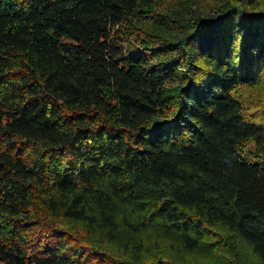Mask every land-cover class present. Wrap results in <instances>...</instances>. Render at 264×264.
Here are the masks:
<instances>
[{
  "label": "trees",
  "instance_id": "obj_1",
  "mask_svg": "<svg viewBox=\"0 0 264 264\" xmlns=\"http://www.w3.org/2000/svg\"><path fill=\"white\" fill-rule=\"evenodd\" d=\"M192 2L0 0V264H84L62 219L111 241L158 224L187 250L221 228L264 264V162L241 150L264 142L242 97L264 0Z\"/></svg>",
  "mask_w": 264,
  "mask_h": 264
},
{
  "label": "rangeland",
  "instance_id": "obj_2",
  "mask_svg": "<svg viewBox=\"0 0 264 264\" xmlns=\"http://www.w3.org/2000/svg\"><path fill=\"white\" fill-rule=\"evenodd\" d=\"M193 1L188 3L191 5L189 10L197 9L208 12L212 11L213 5L219 0ZM165 5L166 2L162 3L160 7ZM129 37L131 40L125 43L127 49L133 47V43L138 44V41L133 39L132 33L129 34ZM242 93L247 113L264 125V74L261 76V81L257 87L243 89ZM241 150L246 156L264 162V142H258L255 139L247 140L242 144ZM61 222L64 228L78 233L79 242L68 238L66 243L74 245L73 248L80 247L82 249L80 259L84 264H112L115 260L111 256L123 259L122 255L134 256L142 264H151L152 262L154 264H219L220 262L252 264L255 261L250 256L251 251L247 244H240L241 241L232 234L225 233V231L221 232L223 231L221 228L210 230L197 249L187 250L176 233L166 230L158 224H152L138 233L122 229L115 232L117 241H111L110 236L102 234L100 230L92 234L90 231L82 229L83 224L79 222L63 219ZM86 243L91 247L95 246L96 249H98L97 246L101 247L102 245L107 251H111L109 252L111 256L103 254L99 250L88 249L89 247L85 246ZM120 243L127 248L122 249L123 246ZM239 259L240 261H238Z\"/></svg>",
  "mask_w": 264,
  "mask_h": 264
}]
</instances>
